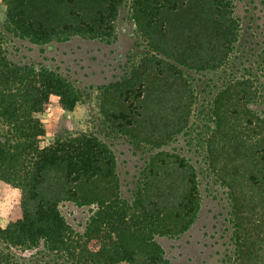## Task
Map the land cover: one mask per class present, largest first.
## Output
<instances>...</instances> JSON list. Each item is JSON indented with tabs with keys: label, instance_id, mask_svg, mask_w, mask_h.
Segmentation results:
<instances>
[{
	"label": "trees",
	"instance_id": "1",
	"mask_svg": "<svg viewBox=\"0 0 264 264\" xmlns=\"http://www.w3.org/2000/svg\"><path fill=\"white\" fill-rule=\"evenodd\" d=\"M6 1L9 26L36 42L83 32L105 36L108 14L119 2ZM133 11L155 54L109 87L100 107L124 134L155 143L180 131L190 112L187 81L168 59L197 69L220 65L237 40L238 23L230 0H134ZM3 32L0 125L7 133L0 134V178L22 189V198L21 216L0 230V264H24L17 250L36 248L46 257L62 253L71 264H172L154 235L177 234L193 222L199 208L194 167L165 154L159 165L148 166L129 203L119 195L111 150L94 136L77 133L40 151L41 114L51 107L71 110L80 95L53 71L13 63ZM256 94L249 79L230 83L216 99L215 130L207 141L210 168L232 206L237 264H264V117L251 107ZM68 201L96 209L82 234L58 210Z\"/></svg>",
	"mask_w": 264,
	"mask_h": 264
},
{
	"label": "rangeland",
	"instance_id": "2",
	"mask_svg": "<svg viewBox=\"0 0 264 264\" xmlns=\"http://www.w3.org/2000/svg\"><path fill=\"white\" fill-rule=\"evenodd\" d=\"M230 1L238 34L223 63L197 69L168 59L187 81L192 94L190 112L180 131L151 143L121 132L106 120L100 107L109 87L129 78L144 59L155 54L135 20L134 0L115 3L107 17L105 36L83 32L37 42L16 34L6 21L7 1L0 0V29L4 31L3 48L8 58L19 66L30 65L59 74L77 90L79 104L87 107L86 112L76 105L71 110H46L41 114L42 122L47 120L45 136L56 140L84 133L103 142L115 158L119 195L129 203L144 184L148 166L159 165L165 154L194 167L199 208L193 222L183 232L154 235L163 258L172 264H237L238 260L239 238L228 190L210 168L207 141L215 130L216 99L230 83L251 80L257 91L251 107L264 117V0ZM82 124L86 131L81 130ZM6 133L7 128L0 125V134ZM15 189L0 178V204H6L2 210L9 222L21 216V197L11 195ZM58 210L78 234L84 233L96 211L93 206L72 201L60 204ZM16 254L24 264H71L62 253H49L46 257L37 248L17 250Z\"/></svg>",
	"mask_w": 264,
	"mask_h": 264
},
{
	"label": "clouds",
	"instance_id": "3",
	"mask_svg": "<svg viewBox=\"0 0 264 264\" xmlns=\"http://www.w3.org/2000/svg\"><path fill=\"white\" fill-rule=\"evenodd\" d=\"M35 71L38 72L39 69L37 68V69H35ZM49 96H50V99H53V100L62 99V97L55 96V94H52V93H50ZM76 108H78L82 112H86V110H87V107L86 106L82 107L79 104V102H77ZM34 116L38 117L39 114L34 113ZM42 123L43 124H47V120H44ZM81 130L86 131V126L82 124L81 125ZM37 140L38 141L43 140V142L38 144V147H39L40 151H43L45 148L51 147L52 143H54V140H52L47 134H46V136L44 138L38 136ZM11 195H12V197H21L22 198V189L16 188L15 190H12V194ZM4 207H6V204H0V230H6L7 226H8V223H9V221L6 218L7 213L2 210Z\"/></svg>",
	"mask_w": 264,
	"mask_h": 264
}]
</instances>
